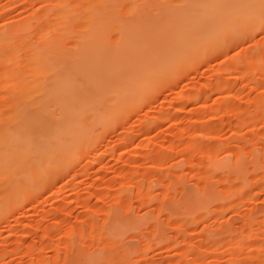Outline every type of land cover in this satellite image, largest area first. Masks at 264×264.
<instances>
[{
  "label": "rangeland",
  "instance_id": "obj_1",
  "mask_svg": "<svg viewBox=\"0 0 264 264\" xmlns=\"http://www.w3.org/2000/svg\"><path fill=\"white\" fill-rule=\"evenodd\" d=\"M99 2L0 0V26L30 25L16 46L0 50V264H264V25L242 26L236 41L227 37L252 11L260 20L259 0H118V18L108 23L112 45L139 10L153 21L185 9L192 22L185 33L198 38L183 70L162 71L164 82H153L154 95L135 110L123 111L131 90L113 104L93 98L108 114L90 120L94 145L72 153L54 181L45 182L47 171L32 179L44 187L23 195L21 210L7 207L17 179L9 160L14 111L32 99L31 89L5 83L15 77L5 65L28 58L41 34L59 35L67 19L71 30L59 45L75 49L90 3L100 11ZM64 6L73 13L63 15ZM219 158L229 166H217ZM191 190L209 196L187 213Z\"/></svg>",
  "mask_w": 264,
  "mask_h": 264
},
{
  "label": "bare ground",
  "instance_id": "obj_2",
  "mask_svg": "<svg viewBox=\"0 0 264 264\" xmlns=\"http://www.w3.org/2000/svg\"><path fill=\"white\" fill-rule=\"evenodd\" d=\"M99 1L101 10L105 8L103 16L106 18L100 19L103 10H95L90 3L75 49L67 52L59 45L67 36L66 30L72 26L70 19H67L65 29L59 35L46 32L31 42L28 58L19 54L5 65L7 74H15L14 78L5 80V83L16 91L31 89L29 98L32 99L29 108L18 106L14 111L18 119L16 146L10 153L9 160L15 165L17 179L11 187L14 189L13 196L7 207L16 212L24 205L26 198L23 200V195L36 196L45 182L54 181L68 169L67 160L72 153L84 151L94 145V137L88 135L90 120L102 121L108 116L96 107L94 99L105 97L106 101L111 100L113 104L119 92L131 90L130 102L123 109L126 106L124 104L122 109L130 111L134 107L135 110L142 100L151 97L148 94L154 95L156 90L150 89L153 82H164L162 71H178L183 68L185 55L190 54L196 44L198 36L185 33L192 22L183 19L185 9L180 7L173 12L171 18L160 17L153 21L146 19L139 10L141 16L136 17L134 23H123L117 40L115 38L112 45L108 40V23L114 15L118 18L115 9L118 0ZM61 13L71 15L73 12L64 6ZM250 14L254 17H243L240 21L254 27L260 21L257 19L259 11L254 10ZM240 21L231 32V37L227 35L231 38L229 41L238 40L242 26L244 30L251 29ZM147 22L153 24L146 25ZM56 24L59 25V21ZM28 26L29 23L1 25L0 50L9 45L16 46L18 40L28 33ZM22 117L26 119L19 122ZM37 134L41 138H37ZM217 166L226 168L229 163L226 159L219 158ZM45 171L48 176L44 175L46 181H42L43 185L41 182L31 183L34 178H43L41 174ZM190 192L187 201L189 205L186 207L192 206L185 209V212L197 211L202 206L196 204L209 196L206 192ZM177 208V205H172L171 213ZM122 226L133 228L135 224L125 223ZM129 252L128 248L126 253Z\"/></svg>",
  "mask_w": 264,
  "mask_h": 264
},
{
  "label": "snow or ice",
  "instance_id": "obj_3",
  "mask_svg": "<svg viewBox=\"0 0 264 264\" xmlns=\"http://www.w3.org/2000/svg\"><path fill=\"white\" fill-rule=\"evenodd\" d=\"M255 7V5H253ZM259 9H260V21L264 25V0H259Z\"/></svg>",
  "mask_w": 264,
  "mask_h": 264
}]
</instances>
